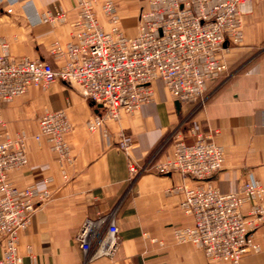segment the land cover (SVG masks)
I'll use <instances>...</instances> for the list:
<instances>
[{"label":"crops","instance_id":"1","mask_svg":"<svg viewBox=\"0 0 264 264\" xmlns=\"http://www.w3.org/2000/svg\"><path fill=\"white\" fill-rule=\"evenodd\" d=\"M79 1L0 0V36L8 41L10 55L61 65L65 58L54 48L71 41ZM115 4L121 28L135 36L148 0ZM252 6L244 16V41L223 55L229 71L209 83L204 105L179 102L157 79L153 99L133 112L122 111L118 120H107L93 131L87 123L101 106L61 81L32 87L2 106L5 127L0 131L15 140L26 136L28 164L11 171V181L20 188L33 185L51 192L20 234L18 250L24 264H82L78 230L86 219L110 212L119 226L118 251L88 264H229L212 261L194 244L175 239L176 228L195 222L180 206L184 192L175 187L198 181L179 172L135 174L129 162L133 157L143 164L154 155L155 163L165 160L173 151L172 133L183 125L188 143L199 133H211L222 147L223 167L211 179L222 192H237L244 182L254 180L264 187V0H254ZM60 9L67 14L64 23L41 21V13ZM97 10L108 29L100 4ZM60 110L72 125L66 135L70 159L52 149L50 137H33L39 118ZM123 139L133 144L128 152L120 146ZM255 239L260 250L246 254L240 264H264V222Z\"/></svg>","mask_w":264,"mask_h":264},{"label":"built area","instance_id":"2","mask_svg":"<svg viewBox=\"0 0 264 264\" xmlns=\"http://www.w3.org/2000/svg\"><path fill=\"white\" fill-rule=\"evenodd\" d=\"M97 1H79L71 41L54 48L65 58L61 65L27 57L17 60L0 36V127H5L4 104L32 87L46 88L55 81L76 88L101 106L87 123L91 131L153 99L157 79L179 102L204 105L209 83L228 71L223 55L244 40V16L252 11L254 0H148L135 36L121 28L114 0H102L109 22L106 29L97 17ZM40 19L57 25L66 21L67 14L62 9L46 11ZM71 128L64 110L47 111L33 137H50L52 149L70 159L66 135ZM25 139L23 135L15 140L0 131V264H24L18 250L20 234L51 196L48 189L20 188L10 179L11 171L28 164ZM171 139L173 151L165 160L155 163L154 155L139 164L130 157L131 172H179L197 180L194 186L175 187L184 192L180 206L195 219L193 225L175 229L176 241L194 244L212 261L240 264L246 254L260 250L255 231L264 222V187L254 180L244 182L237 192H222L211 181L225 159L212 134L199 133L188 143L180 125ZM120 146L128 152L133 144L123 139ZM76 238L84 255L82 264L115 256L120 237L114 212L86 219Z\"/></svg>","mask_w":264,"mask_h":264},{"label":"rangeland","instance_id":"3","mask_svg":"<svg viewBox=\"0 0 264 264\" xmlns=\"http://www.w3.org/2000/svg\"><path fill=\"white\" fill-rule=\"evenodd\" d=\"M114 2H115V0H114ZM102 3H103L102 0H98L97 3H95V10H96V13H97V17H98V19H99V16H98V10H97V5H98V4H100V10H99V12H102V14L104 15V17L107 18L106 15H105L104 12H103ZM115 5H116V4H115ZM107 21H108V19H107ZM99 22H100V20H99ZM108 23H109V22H108ZM243 41H244V40H243ZM243 41H242L241 43L233 44V45H231V46L241 45V44L243 43ZM223 58H224V56H223ZM227 65H228V64H227ZM228 71H229V66H228ZM228 71H227V72H228ZM227 72H226V73H227ZM214 81H215V80H214ZM36 87H39V86H36ZM41 88H43V87H41ZM30 90H31V89H30ZM30 90H29V91H30ZM29 91H28V92H29ZM28 92H27V93H28ZM208 92H209V88H208L207 93H208ZM23 95H24V94H23ZM5 133H6V131H5Z\"/></svg>","mask_w":264,"mask_h":264}]
</instances>
